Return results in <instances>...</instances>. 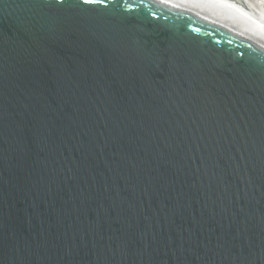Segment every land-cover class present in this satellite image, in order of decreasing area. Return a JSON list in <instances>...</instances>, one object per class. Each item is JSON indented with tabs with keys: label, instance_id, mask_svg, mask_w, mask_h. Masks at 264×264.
Instances as JSON below:
<instances>
[{
	"label": "water",
	"instance_id": "1",
	"mask_svg": "<svg viewBox=\"0 0 264 264\" xmlns=\"http://www.w3.org/2000/svg\"><path fill=\"white\" fill-rule=\"evenodd\" d=\"M0 264H264V49L165 0H0Z\"/></svg>",
	"mask_w": 264,
	"mask_h": 264
},
{
	"label": "bare ground",
	"instance_id": "2",
	"mask_svg": "<svg viewBox=\"0 0 264 264\" xmlns=\"http://www.w3.org/2000/svg\"><path fill=\"white\" fill-rule=\"evenodd\" d=\"M165 1L174 4L180 8H183L191 13H194L202 18H205L227 29L228 31L246 39L247 41L259 46L260 48L264 49V28L263 27H261L263 29H261L260 27L257 28L255 27V25L253 26L252 24L248 25L247 23L249 22L244 23L242 17H239L238 15L233 14V12L227 10V7L230 8L233 7L224 3L223 0H165ZM245 1L250 5L251 4L253 5V9H254L253 11L260 10L264 13V0H245ZM254 14L255 13L252 14L251 12V15L253 17L255 16ZM242 15L244 17H246V15L249 16L248 14L244 15L243 13ZM255 19H258V17H256ZM259 20L264 21V18L260 17Z\"/></svg>",
	"mask_w": 264,
	"mask_h": 264
},
{
	"label": "rangeland",
	"instance_id": "3",
	"mask_svg": "<svg viewBox=\"0 0 264 264\" xmlns=\"http://www.w3.org/2000/svg\"><path fill=\"white\" fill-rule=\"evenodd\" d=\"M223 2L228 4V5H230V6H232L234 9L230 8V7H227V10H229L230 12H233V14H236L239 17H242L243 18L242 20H244V23L249 22V23H247L248 25L252 24L253 26L255 25V27H257V28L258 27H260V28L263 27L264 28V21L259 20L260 17L264 18V13L262 11H260V10L253 11L254 9H253V5L252 4L250 5L245 0H223ZM251 12H252V14L255 13L254 17L251 15ZM242 13L244 15L248 14L249 16L246 15V17H247L246 18V17H244L242 15ZM261 13H263V14H261ZM256 17H258V19H255ZM253 19H255V20H253ZM240 21H241V19H240ZM263 28H261V29H263Z\"/></svg>",
	"mask_w": 264,
	"mask_h": 264
}]
</instances>
